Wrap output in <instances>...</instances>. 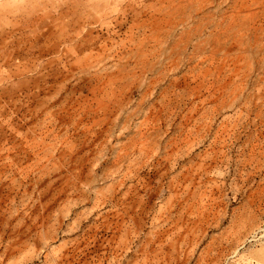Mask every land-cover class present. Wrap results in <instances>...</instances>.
<instances>
[{
  "label": "rangeland",
  "instance_id": "obj_1",
  "mask_svg": "<svg viewBox=\"0 0 264 264\" xmlns=\"http://www.w3.org/2000/svg\"><path fill=\"white\" fill-rule=\"evenodd\" d=\"M0 264H264V0H0Z\"/></svg>",
  "mask_w": 264,
  "mask_h": 264
}]
</instances>
